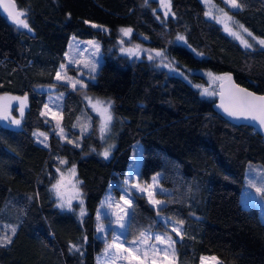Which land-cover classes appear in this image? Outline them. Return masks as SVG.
<instances>
[{
    "label": "trees",
    "instance_id": "16d2710c",
    "mask_svg": "<svg viewBox=\"0 0 264 264\" xmlns=\"http://www.w3.org/2000/svg\"><path fill=\"white\" fill-rule=\"evenodd\" d=\"M14 1L31 33L0 8V95L26 96L28 109L20 129L0 127V237L11 235L9 226L16 228L12 243L0 247V264H96L103 250L96 238L97 208L107 186L124 178L139 147V182L160 173L168 193L156 195L162 203L156 209L145 196L133 195L126 241L145 231L171 234L163 219L183 221L176 264H200L203 256L218 264H264V221L255 207L240 203L248 163L264 167V140L217 115L215 97L202 91L211 73L232 75L238 85L263 93L264 49L243 48L205 15L199 0H170L167 18L160 17L157 0ZM239 2L242 9L228 13L264 40V0ZM122 28L132 29L134 45L163 53L178 74L147 55L135 60L121 54ZM72 38L96 39L102 46L104 63L83 87L56 82ZM39 86L63 95L59 124L42 117L50 94ZM86 96L112 102L114 149L108 159L99 155L94 128L79 148L57 136L60 129L79 136L73 126ZM35 131L48 135V147L36 142ZM57 158L75 169L81 218L55 206ZM72 245L80 251H70Z\"/></svg>",
    "mask_w": 264,
    "mask_h": 264
},
{
    "label": "rangeland",
    "instance_id": "374dc122",
    "mask_svg": "<svg viewBox=\"0 0 264 264\" xmlns=\"http://www.w3.org/2000/svg\"><path fill=\"white\" fill-rule=\"evenodd\" d=\"M158 1V12L160 13V17L167 18L170 15V10L162 7L161 0ZM205 7L207 13H209L208 18L218 24L222 30L236 40L242 47L241 41L236 39L233 35L229 34V31H226V26L230 31L236 32L241 39L247 40L249 44L252 45L251 48L247 49H264L259 43H257L259 39L255 36H249L247 32L243 31L239 27L241 25L237 22L228 12L235 11L237 9L231 8L228 4L224 3V0H210V3H205V0H199ZM222 10V11H221ZM168 11V15L165 16V12ZM228 13V16L231 17L229 20L224 13ZM219 20V22H217ZM28 23V22H27ZM94 23H90L89 26L92 27ZM97 25V24H95ZM20 29L25 30L27 32L28 29L18 26ZM93 29H98L101 31H105L102 26L97 25V27H92ZM127 29V28H122ZM121 30V29H120ZM129 35H124L121 31L119 34L118 40V49L121 54L131 57L132 59H140L141 55H149L153 56V59L150 61L155 63L157 66L166 68L172 74H178L171 66L168 60H165L162 56H156L157 51H149L139 46V50H137L138 45H134L130 41ZM255 37L256 39H253ZM244 48V47H243ZM127 49H132L136 52V55H129L126 51ZM104 63V57L102 54V46L100 42L96 39H76L72 38L69 42L67 51L64 55V62L61 65H64L65 68L61 70L59 67L57 72L61 73V79L56 82L62 85H65L69 88H73V82L79 81L76 83V87L83 85L86 81H94L96 75L98 74L101 66ZM60 65V66H61ZM92 65L96 66V71H90V67ZM215 77H226L219 75H211L206 74L207 80V89H203V93L207 91L208 95H204L208 98L215 97V88L216 86L223 81L224 79H215ZM68 78H71L69 80ZM38 91L47 92L50 94L47 108L44 106L42 113V117L46 120H50L53 124H59L61 121L62 115V107H63V95L59 92H56V89L52 86H39L37 88ZM11 97H19L20 100L9 99ZM25 96L12 95V94H1L0 105L8 106L7 113L9 115L8 120H0V127L6 129H20L28 109V100L26 101V107H24V115L21 117L20 115V107L21 102ZM89 98H91L92 103L89 102ZM96 100L102 101H110L109 99L101 98V97H91L86 96L84 98V109H82L80 113V117L77 118L74 123L73 129L79 134L77 137H71L67 132L61 131V129L57 132V136L60 140L67 145L79 148L81 146V141L84 136L92 132L93 128L99 135L100 142L102 144V150L99 152L100 156H103V152L110 148V155L114 149V144L111 138L110 126L106 133L101 132V112L102 109L99 105L95 108L93 104ZM112 112V109H111ZM113 115V113H112ZM13 119L20 120V125L12 123ZM60 119V120H59ZM42 134V135H41ZM45 137L47 139L45 140ZM34 138L36 142L42 146L44 144L48 145V135L42 131H35ZM40 141V142H38ZM109 155V157H110ZM108 157V158H109ZM105 159V158H104ZM65 161L64 159H62ZM61 159H55L56 165V178L53 182L52 194L53 200L55 202V206L62 211H72L76 214L78 218H81V208H83L82 200V191L80 182L77 180L76 173L72 171L73 166L68 165L67 163H60ZM142 162V149L139 147L135 153V157L132 160L129 168L127 169L126 175L124 178L118 183L112 182L110 183L99 203L97 208V212L95 215V231L96 238L103 243V250L96 257V264H169V261H173L176 264V255L175 257L171 254V249L167 248V244H160L154 239H147V234L151 233L154 235H170L174 240L178 238L174 232H172V228L177 227L181 231V226L176 222H171L169 220L163 219V224L167 226L168 231L173 234H166L161 232H146V236L144 238H137L133 240L125 239L126 229L128 226V220L130 218V213L132 209V201L133 195L139 194L145 196L148 203L152 207H157L158 205H154L150 201L158 200L156 199L157 194L168 193L166 189L160 186L159 180L161 178V174L157 173L153 175L150 179L149 183L139 182V169ZM128 181V183H125ZM250 183L255 185V187H250ZM257 187H264V167L257 163H248L246 167L245 173V183L240 195V203L244 208L255 207L264 221V194L256 191ZM140 189H143L141 191ZM123 197V199H122ZM129 201V203H125V201ZM161 202V200H159ZM61 203L64 204V207L61 208L58 205ZM131 204V207L129 206ZM162 205V203H160ZM84 210V208H83ZM100 216V219H97V216ZM169 221V222H168ZM120 224H126L125 228H121ZM103 225L106 231L98 232V226ZM118 237L119 239L114 244L113 238ZM147 240V243H140V240ZM129 241V242H128ZM156 245L160 249H167V257L165 256L164 251L153 252L151 250L147 251V255H145V250L148 249V245ZM111 245V247H109ZM175 247V246H174ZM107 248V253L105 249ZM127 249V250H125ZM138 249V250H137ZM176 253V247H175ZM218 260L212 256H203L200 259V264H218Z\"/></svg>",
    "mask_w": 264,
    "mask_h": 264
},
{
    "label": "snow or ice",
    "instance_id": "6c2138e0",
    "mask_svg": "<svg viewBox=\"0 0 264 264\" xmlns=\"http://www.w3.org/2000/svg\"><path fill=\"white\" fill-rule=\"evenodd\" d=\"M205 3H210V0H205ZM224 3L228 4L231 8L233 9H242L243 5L239 2V0H224ZM0 5L3 6V10L8 13V16L13 20V22L20 27L26 28L28 29V31H31V28L29 27L28 23H27V19H26V13L22 10H19L14 2V0H7V2H5V0H0ZM161 5L162 7L169 9L170 10V0H161ZM222 11V10H221ZM168 15V11L165 12V16ZM205 15H209V13H205ZM224 15L231 20V17L228 16V13H224ZM219 22V20L217 21ZM92 27H97V25L93 24ZM239 27L241 29H243V31L247 32V34L249 36H252L251 32H248V30L246 28L243 27V25H239ZM226 31H229L230 35H233L236 39H239L241 41V44L243 45L244 48H251L252 45L248 43L247 40H243L241 39V37L233 31H230L227 26H226ZM121 32L124 35H129L132 32V29L128 28V29H121ZM253 39H256L255 37H253ZM177 40H184L183 36H177ZM257 43H259L262 47H264V40H258ZM137 50H139V46H137ZM127 52V54L129 55H136V52L133 51L132 49H127L124 50ZM163 53L161 52H157L156 56H162ZM149 60L153 59L152 55H149L148 57ZM61 70H63L65 68L64 65H61ZM90 71L95 72L96 71V66L92 65L90 67ZM209 76H211L212 74L209 73ZM56 79L60 80L61 79V73L57 72L56 73ZM69 80H71V78H68ZM215 79H228L229 81L231 80V77H215ZM76 83H79V81L73 82V88L76 87ZM84 85L81 84V87H83ZM204 95H208L209 93H207V91H205L203 93ZM0 99H4V98H0ZM9 99H14V100H20L19 97H11ZM26 101H27V97L25 96L23 98V101L21 102V107L19 109L20 111V115L21 117H23L24 115V107H26ZM89 102L92 103L91 98H89ZM97 105L100 106V108L102 109L101 112V119H102V123H101V132L102 133H106L109 129V126L112 123L113 120V115L111 112V108H112V102L111 101H102V100H96L95 103L93 104V107L95 108ZM45 107L47 108L48 106L45 105ZM220 108H222L224 110V112L230 116L233 117L236 120H251L254 121L256 123H258L260 125L261 128H264V96H256L254 95L252 92L247 91L244 88H239L238 86L233 85L232 86V91L229 93V97H228V101L227 103L224 100V97L222 95L221 97V104L219 105ZM7 108L8 106L5 105H0V120H8L10 117L7 113ZM42 115H44V113H41ZM12 123L16 124L17 126L20 125V120L18 119H13L11 121ZM62 131V129H61ZM42 135V134H41ZM47 139V137H45V140ZM40 142V141H38ZM45 147H48L47 144H44ZM111 148V146H110ZM110 148L106 149L103 152V156L105 159H108L109 155H110ZM60 163H67L66 161L61 160ZM73 172H75V169H72ZM125 183H128V181H125ZM54 188L56 187V185L53 186ZM250 187H255V185H252L250 183ZM141 191H143V189H140ZM256 191L259 193L264 194V187H257ZM123 199V197H122ZM151 203H153L154 205H160V201L159 200H152L150 201ZM83 203V201H81V204ZM125 203H129V201H125ZM59 207L63 208L64 204L61 203L60 205H58ZM129 206L131 207V204H129ZM84 210L83 208H81V216H83ZM97 219H100V216H97ZM179 225L182 227L183 226V221H179ZM127 225L126 224H120L121 228H125ZM9 231L11 232V235H4L2 237H0V247L6 246L7 244L12 243V236H14L16 234V228L15 227H11L9 226ZM98 232H104L106 231V229L104 228L103 225L98 226L97 229ZM172 232H174L176 234V236L180 237V239H183V235L180 231L179 228L174 227L172 228ZM139 236L141 238H144L146 236L145 232H140ZM118 237H114L113 241L114 244L116 243V241L118 240ZM147 239H154L157 242H159L160 244H167V248L171 249V254L173 257H175L176 253H175V244L177 243L176 240H174L170 235H152L151 233L147 234ZM140 243H147V240L141 239ZM111 247V245L109 246ZM70 251H75V252H79L80 249L75 246L72 245L69 249ZM127 250V249H125ZM138 250V249H137ZM151 250L153 252H159V251H164L165 252V256L167 257V249H160L158 248L156 245H148V249L145 250V255H147V251ZM105 252L107 253V248L105 249ZM169 264H175L174 260L173 261H169Z\"/></svg>",
    "mask_w": 264,
    "mask_h": 264
},
{
    "label": "water",
    "instance_id": "95a60500",
    "mask_svg": "<svg viewBox=\"0 0 264 264\" xmlns=\"http://www.w3.org/2000/svg\"><path fill=\"white\" fill-rule=\"evenodd\" d=\"M5 2H7V0H5ZM15 2V1H14ZM16 4V3H15ZM17 6V5H16ZM0 8L2 9V11L5 13V15L7 17L8 13H6L3 10V6L0 5ZM18 8V7H17ZM10 18V17H9ZM11 19V18H10ZM12 20V19H11ZM13 21V20H12ZM14 23V22H13ZM15 24V23H14ZM16 25V24H15ZM231 77V80L229 81L228 79H224L223 81H221L215 88V102L213 104V111L219 115L221 118H223L225 121H227L228 123L235 125V126H248L250 128H252L257 135H259L263 140H264V128H261L260 125L254 121L251 120H236L233 117L228 116L224 110L222 108L219 107V105L221 104V97L223 95L225 102L227 103L228 101V97H229V93L232 91V86H238L239 88H244L249 92H252L254 95L256 96H264V92L263 93H256L253 92L252 90L245 88L243 86L238 85L237 83H235L232 75H229Z\"/></svg>",
    "mask_w": 264,
    "mask_h": 264
},
{
    "label": "crops",
    "instance_id": "0c3cea01",
    "mask_svg": "<svg viewBox=\"0 0 264 264\" xmlns=\"http://www.w3.org/2000/svg\"><path fill=\"white\" fill-rule=\"evenodd\" d=\"M161 205H158L156 208L160 207ZM155 208V207H154Z\"/></svg>",
    "mask_w": 264,
    "mask_h": 264
}]
</instances>
